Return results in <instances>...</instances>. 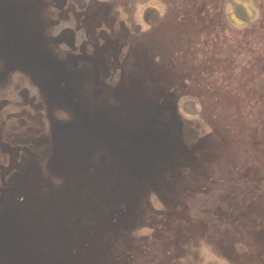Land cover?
Segmentation results:
<instances>
[{"label":"rangeland","instance_id":"rangeland-1","mask_svg":"<svg viewBox=\"0 0 264 264\" xmlns=\"http://www.w3.org/2000/svg\"><path fill=\"white\" fill-rule=\"evenodd\" d=\"M0 264H264V0H0Z\"/></svg>","mask_w":264,"mask_h":264},{"label":"clouds","instance_id":"clouds-1","mask_svg":"<svg viewBox=\"0 0 264 264\" xmlns=\"http://www.w3.org/2000/svg\"><path fill=\"white\" fill-rule=\"evenodd\" d=\"M152 7H157L160 11L161 16L164 15V5L162 3L153 4ZM138 20H139V18H138ZM139 22L143 25L144 30L146 31L148 28V25L143 24L142 20H139Z\"/></svg>","mask_w":264,"mask_h":264}]
</instances>
